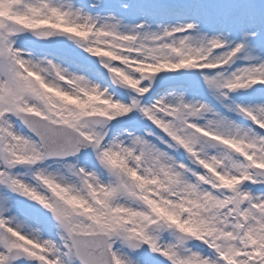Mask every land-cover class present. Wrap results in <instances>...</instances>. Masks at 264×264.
<instances>
[{"label":"snow or ice","instance_id":"1","mask_svg":"<svg viewBox=\"0 0 264 264\" xmlns=\"http://www.w3.org/2000/svg\"><path fill=\"white\" fill-rule=\"evenodd\" d=\"M0 264H264V0H0Z\"/></svg>","mask_w":264,"mask_h":264}]
</instances>
